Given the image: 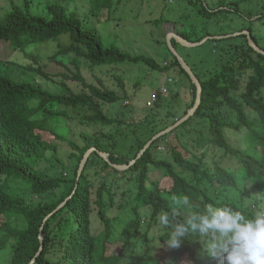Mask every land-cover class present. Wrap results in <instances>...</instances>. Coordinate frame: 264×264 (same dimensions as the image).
<instances>
[{"label":"trees","instance_id":"trees-1","mask_svg":"<svg viewBox=\"0 0 264 264\" xmlns=\"http://www.w3.org/2000/svg\"><path fill=\"white\" fill-rule=\"evenodd\" d=\"M257 2L256 19L252 20V16L246 15L249 5L241 1H223L217 8H210L206 0H188L194 19H190L188 11L189 16L184 19L178 16L173 23L177 33L189 42L246 30L264 49L259 32L254 28L257 23L264 25V0ZM117 5L116 0H92L87 17L95 16L99 24L112 22ZM165 21L167 19L162 17L157 24ZM197 22L201 23V29L185 28ZM62 35H69L70 44H60L51 57L52 62L74 55L91 69L143 62L154 70H167L154 58L131 56L115 44L107 45L97 27H85L78 13L61 4H37L35 0H23L21 5L13 3L12 9L0 18V179L4 177L0 181V255L11 249L8 264H31L35 257L34 264H223L222 259H213L204 252L203 242L201 240L200 244L195 234L178 248L167 246L164 241L168 238V229L159 224L158 216L162 211L171 214L175 207L173 196L184 195L194 207L213 203L233 206L245 214L264 212V56L249 45L244 35L209 40L203 46L213 45L216 55L212 56L213 63L217 62V67H212L211 60L203 59L198 67L207 69L208 65L209 68L200 75L198 67L191 66L180 53L202 84L201 106L192 118L156 140L138 159L156 134L174 125L188 110L179 115L171 105L164 116L149 113L143 127H129L130 133H118L117 139L106 134L82 133V143L77 144L70 139L72 116L68 108L82 107L93 112L85 117L86 124L114 125L118 121L109 119L99 102L114 104L127 98L126 84L121 78L116 80L124 99L102 81L101 86L88 83L80 72L79 62H76V72L51 74L40 58L27 54L38 64L28 66L27 70L61 85L64 89L61 94L44 89L35 81L22 82L3 73L13 65L5 50L25 53L30 45L56 42ZM228 44L233 48L224 51ZM165 45L173 58L169 67L189 81L193 100L187 104V109H191L197 88L167 43ZM173 45L179 52L182 46L175 41ZM59 61L58 64L66 65L63 60ZM56 78H62V82ZM169 78L168 81L174 83V79ZM66 81L80 83L88 94H76ZM168 94L153 95L163 99ZM161 103L156 105L163 111ZM194 120L205 122L212 138L204 136L203 129L199 130L198 137L189 130L192 149L180 142L182 149L190 154L189 158L174 146H168L171 159L157 150L178 130L191 128ZM232 134L238 136L236 145L230 141ZM123 141L125 154L117 150L119 142L123 144ZM56 142H67L72 150V172L66 178H52L38 169L41 162L58 151ZM92 148L109 154V162L93 153L77 182L80 164ZM212 148L223 151L224 158L237 159V170L232 172L220 164L210 163L208 157ZM135 160L124 171L113 166H127ZM102 174L104 178L92 181L95 175ZM28 194L45 197V200L33 208L26 207L21 202ZM118 212L121 215L114 217ZM93 215L103 228L99 234H94ZM21 217L25 220L23 226L18 222ZM176 219L184 221L183 209ZM41 237L44 247L37 256L42 246Z\"/></svg>","mask_w":264,"mask_h":264},{"label":"rangeland","instance_id":"rangeland-1","mask_svg":"<svg viewBox=\"0 0 264 264\" xmlns=\"http://www.w3.org/2000/svg\"><path fill=\"white\" fill-rule=\"evenodd\" d=\"M118 1L119 0H116V5ZM223 1L230 3L233 0H206L210 8L211 6L217 8L223 3ZM237 1H241L243 4L249 5L250 8L247 9L246 15L247 17L252 16L251 19L255 20V14L257 12L256 8L259 3L257 2L258 0ZM35 2L37 4H46L48 2L57 3L67 7L72 12L78 13L79 17L83 20L85 27H97L106 40L107 45L115 44L120 47L122 51L130 54L131 56H146L152 59L154 58L160 65H162L163 69L167 68L168 70H165V72H160L145 65L143 62L102 65L91 69L89 66H87L84 60L77 59L74 55L67 56L66 58H59L58 61L52 62L51 57H53L59 50L60 44H70L69 35L60 36L59 41L56 42L51 41L46 44L43 43L38 45H30L27 47L25 53L19 52L13 54L11 51L5 50L6 55L10 56L9 59L13 62V65L10 69L3 70V73L9 74L22 82L35 81L37 85H41L44 89L50 90L57 94H61L64 91L61 85L54 84L44 77L34 76L33 73L27 70V67L32 64L35 67L38 66V64H34L32 59L27 57V54L40 58L45 70L51 74L68 73L69 70L71 73L76 72V62H79L80 72L83 74L88 83L101 86L100 81H102L110 90L118 92L122 99L125 97L116 78H121L124 84H126L125 87L127 91V98L124 101H118L114 104L99 102L104 114L107 115L109 119L118 121L112 126L99 127L89 123L88 124L90 126H88V124H86L87 122L85 123V117L92 115L93 112L82 107H76L74 109L68 108V112H70L72 116L70 139L73 142L81 144L82 141L80 139V135L82 133L98 135L106 134L114 136L117 139L119 138L116 136L118 133H130L129 127L132 129H135L136 127H143L144 121L146 119L145 117L149 113L152 115L157 114L159 117L164 116L169 111L171 105L174 109H177V111L180 112L179 115H182L183 112L190 110L187 109V104H190L193 100V91L187 78L178 75L176 73V69L175 71L172 70V67H169L173 58L167 51V47L165 45L168 34L172 32L178 34L173 23L174 18L182 16L184 19L185 17L189 16L187 13L188 11L190 13V19L193 18L194 11L190 8L188 0H122L120 4L117 5V7L115 6L116 10L113 14V21L104 24H99L95 16L87 17L88 12L91 10L92 0H35ZM13 3L21 5L23 0H0V18H3L5 14L12 9ZM202 4L203 3H201V5ZM162 17H165L167 21L161 25H158L157 23ZM185 28L187 30L194 31L195 29H201L202 25L200 22H197L196 24L191 23L186 25ZM254 28L259 32V38L261 39V43L263 42V45L264 25L260 26V24L257 23L254 25ZM210 30L216 31L213 29ZM245 31L246 30L236 33L244 35L243 32ZM231 48H233V46H229L228 44L224 51L230 50ZM261 49L264 50L263 48ZM213 50V45L208 44L206 46L192 48L190 51H186L181 47L179 48V53L183 54L186 57L188 63L196 68L200 64V61H203V59L208 60V62L210 60L212 63L214 62V58L212 56L216 55L213 54ZM59 60H63L62 63L66 65L64 66L58 64V62H60ZM226 61L227 59L225 58L224 62ZM204 64L207 63L204 62ZM212 67L216 68L217 62L213 63ZM208 68L209 66L207 65V69ZM207 69L201 67L200 65L198 67V74H204ZM169 77L174 79V83L168 81L170 79ZM56 79L58 82H62V78ZM66 84L76 94H88V92L80 85V83L66 81ZM163 86H166L168 89H170L168 97H163V99H159L158 97V100L153 105V107H149L148 109L147 103L152 97L151 95L156 93L158 96L163 95ZM172 90L175 92L172 93ZM160 102L163 104V111H160L159 106L156 105H160ZM191 129L194 132L195 137H198L199 130L203 129L204 136L208 137V139L212 138L211 133H208V130L205 128V122L194 120L192 121L191 128L178 130L175 133L176 135H171L166 142L159 146L160 149L157 150H160L162 154L171 159V151L169 150L168 146H174L178 151L184 154L185 158H189L190 154L182 149L180 142L183 146L192 149V143L188 135V132ZM226 135L228 136V133ZM237 138L238 136L236 134H232L230 136V141L233 145H236ZM56 144L58 146V151L49 155L45 161L41 162L38 166V169L41 171H46L49 174V177L52 178H66L72 172L70 170V153L72 150L67 142H56ZM124 145V141L123 144L122 142H119V146L117 148L118 152L125 154L126 148ZM215 148L210 150L208 161H210L212 164H220L224 168L232 170V172L236 171L238 168L237 159L234 157L224 158L221 156L223 151H217ZM103 175L104 174L101 176L95 175L92 178V181L101 180V178H104ZM3 179L4 177H2L0 181ZM121 198L122 196L119 194L118 199L120 200ZM43 200H45V197L28 194L23 197L21 204L25 205L26 207L33 208ZM251 207L254 208L253 202H251ZM94 215L92 216L94 234H99L103 228L98 221L97 216ZM120 215V212H118L113 216L115 217ZM18 222L20 226L25 224L23 217H21ZM140 235H142V233ZM161 256H165V254L161 253ZM11 258L12 252L9 248L8 250H5L1 253L0 264H8Z\"/></svg>","mask_w":264,"mask_h":264},{"label":"clouds","instance_id":"clouds-1","mask_svg":"<svg viewBox=\"0 0 264 264\" xmlns=\"http://www.w3.org/2000/svg\"><path fill=\"white\" fill-rule=\"evenodd\" d=\"M172 199L171 214L162 211L158 216L159 224L168 229L167 246L178 248L195 234L204 252L222 259L223 264H264V212L245 214L233 206L213 203L194 207L186 195ZM180 209L184 221L176 219Z\"/></svg>","mask_w":264,"mask_h":264},{"label":"water","instance_id":"water-1","mask_svg":"<svg viewBox=\"0 0 264 264\" xmlns=\"http://www.w3.org/2000/svg\"><path fill=\"white\" fill-rule=\"evenodd\" d=\"M244 35L247 36V39H248V42H249V45L259 54L263 55L264 56V50H262L261 48L258 47V45L254 42L253 38H252V35L249 31H245L243 32ZM238 35H241L240 33H236V34H233V35H227V36H216V37H207L205 38L204 40L200 41V42H189L187 40H185L184 38H182L179 34H176L175 32H172L170 34L167 35V39H166V43L168 45V48L170 49L171 53L173 56L176 57V59L178 60V62L180 63V65L182 66L183 70L189 75L190 79L192 80V83L196 86L197 88V93H196V98H195V103L193 105V107L187 112V114L181 119L179 120L178 122H176L173 126L167 128L166 130L156 134L153 139L145 146V148L141 151V153L139 154L138 156V159L142 157V155L148 150L150 149V147L152 146V144L168 135L169 133L173 132L174 130H176L177 128H179L181 125H183L185 122H187L190 118H192L195 113L198 111L199 107L201 106V103H202V95H203V88H202V84L199 80V78L196 76V74L194 73V71L192 70V68L188 65V63L184 60V58L180 55V53L177 51V49L174 47L173 45V41L177 42L178 44H180L182 47H185V48H189V49H192V48H196V47H200V46H203L204 44H206L209 40H220V39H228L230 37H233V36H238ZM97 153L101 158H103L106 162H109V154L105 153V152H102V151H99L97 148H92V149H89L86 154L84 155V158L80 164V167H79V170H78V178H77V182H79L81 176H82V173L88 163V160L90 158V156L93 154V153ZM136 162L135 161H132L130 163V165H127V166H116V165H113L117 170H121V171H124V170H127L129 169L134 163ZM64 205V203L59 207V208H62ZM49 218V217H48ZM47 218V219H48ZM46 219V220H47ZM43 230V227L41 228V231ZM41 240V243H42V246H41V249H40V252L37 254V256L40 255L41 251L43 250V247H44V242H43V238L41 237L40 238ZM36 257L35 259L33 260V262L31 264H34L35 261H36Z\"/></svg>","mask_w":264,"mask_h":264},{"label":"built area","instance_id":"built-area-1","mask_svg":"<svg viewBox=\"0 0 264 264\" xmlns=\"http://www.w3.org/2000/svg\"><path fill=\"white\" fill-rule=\"evenodd\" d=\"M162 93L163 94L168 93V89L165 86L162 87ZM157 100H158L157 95H153L151 101L149 102V107H153V105L157 102Z\"/></svg>","mask_w":264,"mask_h":264}]
</instances>
